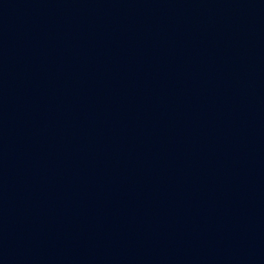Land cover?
Returning <instances> with one entry per match:
<instances>
[{
	"label": "water",
	"instance_id": "obj_1",
	"mask_svg": "<svg viewBox=\"0 0 264 264\" xmlns=\"http://www.w3.org/2000/svg\"><path fill=\"white\" fill-rule=\"evenodd\" d=\"M0 264H264V0H0Z\"/></svg>",
	"mask_w": 264,
	"mask_h": 264
}]
</instances>
